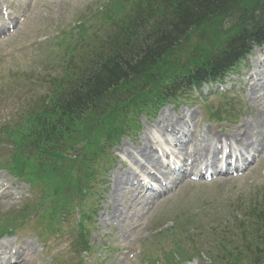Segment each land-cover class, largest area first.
<instances>
[{"label": "trees", "instance_id": "16d2710c", "mask_svg": "<svg viewBox=\"0 0 264 264\" xmlns=\"http://www.w3.org/2000/svg\"><path fill=\"white\" fill-rule=\"evenodd\" d=\"M103 19L110 26L84 62L72 63L6 134L14 145L10 170L43 191L34 209L43 207L40 224L68 215L90 195L100 177L95 163L123 132L127 109L163 104L183 87L220 79L252 45L264 44V0H113ZM227 20L234 23L223 31ZM87 33L83 26L78 35ZM248 201L245 209L238 201L242 220L211 233L230 264H264V192ZM27 209L20 214L28 221L36 212L26 216Z\"/></svg>", "mask_w": 264, "mask_h": 264}, {"label": "rangeland", "instance_id": "374dc122", "mask_svg": "<svg viewBox=\"0 0 264 264\" xmlns=\"http://www.w3.org/2000/svg\"><path fill=\"white\" fill-rule=\"evenodd\" d=\"M109 4L110 0H0V23L4 24L3 7L8 5L12 7L11 17L14 22L13 32L0 34V125L17 121L18 114L31 102L45 96L52 89L53 80L60 78L66 69L71 67L72 56L74 64H77L78 59L75 57L83 56L87 49L95 47L97 38L110 26L103 19L105 7ZM101 8H104L103 11ZM78 24L81 25L77 26ZM81 26L88 29L84 37L77 35ZM70 50H74L72 54ZM258 53L263 56L264 47L253 51V61L239 68V76L234 74L227 77L229 82L228 85L227 82L225 83L224 88L231 87L234 93L230 96L240 108L231 123L210 118V113L215 112L217 108L221 107L222 111L224 107L228 111L229 108L226 107V98L218 95L220 93L218 87L213 90L204 87L199 93L191 92L187 95L196 100L192 104L179 107L168 104L148 122L141 117L139 132L132 139L122 138L115 148L110 149L114 162L104 174L103 183L96 188L95 198L98 203L95 205L93 199H88L84 204L85 207L95 206L96 211L92 219L93 223L89 227L91 231L89 241L93 252L88 256L80 255L83 264H151L152 261L155 264H168L165 256L177 240L175 237H170L167 231L171 227L173 215L183 209L192 208L191 213L195 214L194 217L203 219L202 221L208 224L209 218L211 220L218 216L221 218L222 215L232 212L233 204L237 200L248 199L253 190H255L253 192L264 190V144L255 154V163H248L247 160L240 162V165L242 163L243 168L245 167L242 177L226 176L210 184L192 183L189 179L181 177L183 180L179 179L177 184L170 186L164 194L153 200H145L151 196L132 186L133 180L145 170L140 172L139 165L122 159V151L125 152V149L132 151L137 146H142L140 137L144 130L152 125H158L163 117L165 119L161 124L162 131L170 126L173 127L174 132H179L180 127L174 126L170 120L181 114L188 117L192 115L193 120L187 118L189 126L185 129L189 133L188 140L184 138L180 150L179 147L175 149L186 158L185 146L193 136L209 137L208 145L213 148V143L218 144L216 141L219 137L229 139L243 121L254 116L255 111L264 113V95L251 96L249 88L253 83L247 82L250 74L257 70L256 67L253 69V66ZM199 94L204 99L203 103L197 101ZM237 94L238 96L234 97ZM154 133L152 135L155 141L149 145L163 147L166 142L161 139L159 133L156 135ZM260 134L259 139L262 140L264 126ZM1 150L0 165L7 157ZM245 158L247 159V153ZM104 170L101 169V173ZM123 171L130 173L129 189L123 191L117 202V207L124 209L123 217L118 223H111L108 221V215L112 209L109 203L112 181L114 176ZM0 179L5 186L4 189L11 195L7 198L0 197V220L7 216H17L22 204L28 203L33 206L36 203L35 199L39 200L40 194L37 189H30L27 183L18 180L6 170L0 169ZM13 195L18 196L19 199H12ZM77 215L74 211L70 220L63 226L65 229L63 237L48 239L47 248L35 235L27 234L25 228L18 231L19 233L16 232L14 237L2 238L0 254L15 248L17 253L14 257L3 255L4 259L1 260L5 261V264H56L53 258H58L59 264H77V256L73 255L70 248L75 238ZM224 221L232 220L228 216ZM160 231L161 233L157 234ZM70 235H74L71 240H69ZM195 242L198 247L209 245L210 248L214 243L212 239L206 237L203 241L200 238L195 239ZM136 249L141 250L140 254L134 259L129 258V254ZM19 251L24 252V260L18 259ZM173 260L170 264L181 263L178 257H174ZM211 262V256L202 254L198 259L182 263L212 264Z\"/></svg>", "mask_w": 264, "mask_h": 264}, {"label": "bare ground", "instance_id": "6f19581e", "mask_svg": "<svg viewBox=\"0 0 264 264\" xmlns=\"http://www.w3.org/2000/svg\"><path fill=\"white\" fill-rule=\"evenodd\" d=\"M254 87H256V89H258L259 91H255L253 96H256L260 91L263 92L262 86L255 85L253 86V89H255ZM189 117L192 121V115H190ZM189 117L181 114L180 116H176L174 120H170L174 124V126L180 127V129L184 131L182 136L183 138L176 137L174 134H164L167 138L170 137L175 139L176 145H178L179 147L184 142V138H187L186 131L188 132V130L185 129L189 126V122L187 120V118ZM162 121L163 119L159 122L158 125L155 126V128L159 131H162ZM263 121L264 113L256 112L254 116L243 121L241 126L235 132H233V135L229 139L219 137L218 141L216 142L218 144H225L229 142L232 148L237 149V153L240 158H243L246 153H257L259 152V150H261L259 147H262L264 144V137L262 138V140L259 139V137L261 136L260 132L262 130V126H264ZM171 135H173L174 137H171ZM192 140L189 142V144H191L193 148L192 164H195L194 166L203 162L206 159L207 155L214 156L215 144L213 143L214 147L210 148V146L208 145L210 144L209 137L203 135H200L199 137L193 136ZM151 142H154V138L152 137L151 132L147 129L142 133L141 136L142 146H137L133 151L125 149V153H127V156L131 163L140 166L139 168L141 172L148 168L160 172L163 178L168 179V177L172 175V173L164 170L161 167L158 158L151 149V145H149ZM214 159V162H216V156H214ZM129 176V171H123L121 174L119 173L113 178L111 194L109 196V203L112 206V209L110 214L108 215V221H110L111 223H118L120 221V218L123 217L122 211L124 209H119L117 207V202L119 201V197L123 193V191L125 189H129ZM153 181L155 182V180ZM17 257L19 260H24V252L19 251Z\"/></svg>", "mask_w": 264, "mask_h": 264}]
</instances>
